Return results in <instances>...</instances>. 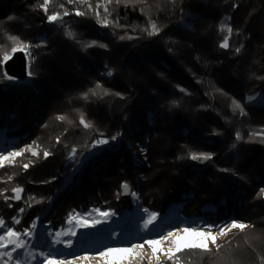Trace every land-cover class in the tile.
I'll return each mask as SVG.
<instances>
[{
	"label": "trees",
	"instance_id": "1",
	"mask_svg": "<svg viewBox=\"0 0 264 264\" xmlns=\"http://www.w3.org/2000/svg\"><path fill=\"white\" fill-rule=\"evenodd\" d=\"M42 3L0 0V50L10 51L9 36H16L31 45L35 58L28 83L4 78L0 64V132L5 130L6 139L15 140V148L33 142L50 153L44 159L30 156L28 161L22 156L18 164L5 168L10 175L0 181V192L14 195L12 189L20 187L22 199L45 202L69 171L65 163L71 149L86 153L96 139L108 137L110 148L85 163L77 184L56 198L43 218L54 240L69 230V213L99 208L131 213V199L121 195L124 183L158 223L173 204L178 207L171 216L176 221L190 220L192 214L208 224L264 216V198L259 194L264 188V141L259 135L249 136L264 130V102L249 99L254 93L264 94V0H86L84 4L50 0L48 14H61L51 23ZM77 9L86 14L75 15ZM64 10L69 15L63 16ZM97 12L101 20L108 16L107 27L97 22ZM150 22L159 27L157 35L148 34ZM222 24L232 29L228 48L219 46L229 35L221 31ZM68 31L80 38H70ZM90 41L97 46L85 48ZM104 67L111 79L105 77ZM98 83L101 89H96ZM233 100L241 103L245 115L233 110ZM81 115L93 128L80 124ZM191 153L210 154L211 159L199 167ZM135 154L144 159L140 167L131 160ZM24 162L29 164L26 170ZM135 167L140 178L154 171L155 180L166 170L169 178L160 194L150 186L151 179L134 182ZM148 195L156 199L150 201ZM206 206L211 209L204 210ZM18 207L21 203L10 212ZM42 208L27 212L19 228H30ZM137 221L133 233L125 231L123 236L130 225L117 223L112 229L115 236L98 240L99 246L139 242L144 230L142 220ZM89 246L96 244L84 248ZM235 247L236 261L226 257L224 264H249L245 255L254 261L259 258L253 250L246 251L247 244L241 254L235 239L217 255L224 258ZM208 252L185 250L176 256L179 264H188Z\"/></svg>",
	"mask_w": 264,
	"mask_h": 264
},
{
	"label": "rangeland",
	"instance_id": "2",
	"mask_svg": "<svg viewBox=\"0 0 264 264\" xmlns=\"http://www.w3.org/2000/svg\"><path fill=\"white\" fill-rule=\"evenodd\" d=\"M77 38H80L79 33H77L76 36L74 37V39ZM39 40L41 42H44L45 37L41 36L39 37ZM29 51L32 54L31 47ZM34 60L35 58H33L32 56L31 58L28 57V72H29L30 62ZM3 63H2V67H3ZM104 69H105L104 70L105 77L111 79L112 73L111 75H109L108 73L110 71L107 70L106 67H104ZM30 80L31 78L29 75V79L22 83H28ZM10 81H16V80H10ZM250 97L252 98L250 100L253 102H264V94L254 93ZM6 137L7 135H5V130L1 131L0 155H6L9 152L18 151L19 149L26 148L27 146H32L34 150L38 151V155L32 156L30 152H25L22 155L24 156L23 158L24 161H28L30 156L37 159L41 157L43 159L45 158L43 155L44 151L40 149L42 147H40L36 143L28 142L18 148H15L13 146L15 140L10 138L6 139ZM102 138H106V140H108V143L105 144L104 146L101 145V148L103 147L109 149L110 143L108 137H101L96 140ZM118 140H120V137H118ZM94 142L90 150L86 153H84L83 150L76 148L77 153L74 159H70V154H69L68 158L66 159L67 161L65 163L66 166H69V171L66 172V177L62 181L63 183L60 182L61 185L59 184L60 187L57 189L55 194L51 195L45 202L34 204L32 203L30 198L22 199L21 193H20V199L16 200L12 198L14 195L10 193H7L8 195H6L5 192H2L3 195H5L4 196L5 200L4 201L0 200V220L4 221L5 227L0 228V235H3L7 228L9 227L12 228L14 231L20 233L19 238L23 241L24 247L21 249H16L15 251L12 252L13 255L12 260H9V258L5 255H0V264H105V261L101 259L99 256L100 252L105 251L108 248H131L132 245L134 244H143V247L137 249L135 252H128L126 254L114 253L109 259L113 261H119L121 262V264H163V262L167 258L159 250L161 249L167 250L171 246L170 242L166 241L162 244L156 245L158 251L155 255H153L152 249L147 244L143 243L146 239H159L161 236H166L169 231H172L177 233L181 242H189V241L196 242L202 238L195 235H184L182 232H179V230L184 228L207 229L209 226H211V230L213 234H215L216 232H218L220 227L229 224L231 221H233V220H228L226 222L219 224L218 223L208 224L204 219L199 218L194 214H192L190 220L176 221L175 218L173 217H175L176 210L178 209V207L175 206V204H173L170 206L169 210L167 211L168 213L164 214L159 218L160 220H163L161 223L157 222L158 218L155 215V219L152 220L150 223H147L146 226V222L149 220V216L151 215V213L145 211V209L140 206L139 202L141 200V197H138L137 194L132 191V187L128 185L130 189V195L127 198L131 199V204L133 207L131 213L124 211L121 213H116L111 210H105L103 208H99L100 212L110 213V215L101 216L99 215L98 212L93 210L89 212L80 211L75 214H80L83 217V222L86 223L88 227L81 226L76 222L75 219H73L71 225L69 224V230L67 231L64 230V233H62L64 236L63 237L61 236L58 239L54 240V238H52L48 234L47 225L46 223L43 222V218L46 216L47 213H49L50 209H53L51 208V206L53 205L56 198L60 197L64 191H67L71 187V185L77 184L80 178L79 176L82 177L84 173L85 163L89 162V160L94 154L99 153L98 151H96L95 146H93ZM37 146L39 147L37 148ZM22 156L16 157L14 162L11 160L3 161L4 166L0 167V181L8 180V176L10 174L4 172L5 168H9V167L11 168L16 164H18L17 161H19V158L20 157L22 158ZM131 160L135 166H139V167L143 165V161H144V159L141 156H138L137 154H135ZM24 163L26 164V162ZM181 166L184 167L183 164ZM155 169L157 171H160L157 168ZM164 171L165 173L162 172L159 178L156 177V180L155 178L152 179V174L154 176V171L152 170L146 172L143 178H140V175L138 174L136 167H135V171H132L131 173L132 174L135 173L137 175L135 178L136 180L134 182H140V184H143L145 183V181L151 179L150 186L153 187L154 191H156L155 193H157L158 195L163 190L166 181L169 178L168 177L169 174L166 173L165 169ZM232 178L236 180L235 177ZM137 184L139 185V183H136V185ZM262 190H264L263 187ZM262 190L260 189L259 194H261L262 197L264 198V192H262ZM132 193H135V195H132ZM143 194H142V203L144 202V198H146V196H144ZM121 195H122V188H121ZM148 198H150L149 195ZM155 199H156L155 197H152L150 198V201ZM18 203H21L22 207H18L17 209H15L16 210L15 213H11L10 209L18 206ZM152 205L154 208H157V204L154 205L153 203ZM40 207H43L40 211L41 213L39 212L40 214L34 217L32 221L33 222L32 226L26 230L20 229L19 224L25 223V220H23L24 215L29 211H34L36 213V211L39 210L35 211V209ZM21 209H23V211H20ZM203 209L208 210L211 208L206 206ZM4 214H6V216H4ZM9 214H11L12 216L8 217ZM260 217L261 218H257L255 221L235 220L237 222L245 223L249 225L251 228L247 227L243 231H240L239 229H232L231 231L227 232V235L217 236L215 243L208 241L207 242L208 251H209L208 254L198 255L195 257L196 260L194 262H189L188 264H199L202 262V260L210 264H224L225 262L228 261L225 260L226 257L227 259L232 258L230 259L231 262L236 261L235 256L238 254V252H236L237 251L236 247L235 249L225 254L226 256L224 258L217 255V253L219 252L218 251L219 248L222 249L224 244L226 245L228 242L232 241L233 239H235V242L241 247L242 249L241 254L245 252L244 246L247 244L246 251L253 250V252L256 253V256H259L258 259H260L261 262H259L258 259L254 261L251 255L250 257L249 255H245V257L247 258V262L249 264H264V232L263 230H260V229H264L263 228L264 216L263 217L260 216ZM17 220L19 221L18 223L16 222ZM137 220H142L141 221L142 224H140L142 226L141 229L144 230V235L142 240H140L139 242H134L128 245H121V246L118 245L99 246L100 243L97 242L98 240L105 239L107 235L115 236V232L112 233V229L114 231L116 230L117 223L119 224L129 223L130 225L128 229H124L122 231L123 233L122 236H123L125 231H128L129 234L133 233V227L137 226L139 223V221ZM259 223L261 225L263 224L260 229L258 228ZM252 226L254 227L252 228ZM30 229L31 232L29 235L27 236L23 235L24 232ZM70 232H74L75 234L71 235L69 234ZM57 240H59V243L56 242ZM240 243L242 245H240ZM89 244H96V246H89L88 248H84V245H89ZM13 248L14 245H9L7 249H0V252L12 251ZM77 257H88V259L79 260L77 259ZM183 264H187V263H183Z\"/></svg>",
	"mask_w": 264,
	"mask_h": 264
},
{
	"label": "snow or ice",
	"instance_id": "3",
	"mask_svg": "<svg viewBox=\"0 0 264 264\" xmlns=\"http://www.w3.org/2000/svg\"><path fill=\"white\" fill-rule=\"evenodd\" d=\"M120 0H117V3H119ZM68 3L70 4H84L86 3V0H68ZM107 3H111V0H107ZM49 6H50V0H43V3L40 5V7L42 8V10L46 13L47 15V20L48 22H55L57 20L61 19V14L59 12H52V14H48V10H49ZM97 7H100V5L98 4ZM89 8H91V5H89ZM108 9L107 7H105V12L107 13ZM86 13L84 11H81L79 9H77L75 11V15L77 16H83ZM69 15V11L68 10H64L63 11V16H67ZM96 17H97V22L98 23H102L103 26L107 27L110 23L108 16L105 15L103 17V19L101 20L100 18V14L99 12L95 13ZM150 31H149V35H157L160 31L159 27L157 26V24L155 22H150ZM226 30L228 32V36L224 37L223 42L219 45L221 48H228L229 47V36L232 33V29L231 27H227L225 29V26L222 24L221 25V31ZM70 38H74L75 34L72 33L71 31H68L66 33ZM123 38V37H122ZM9 40L12 43V47L11 50H0V55H2V61H0V64H2V62H7L8 60L11 59L12 54L16 53V52H24L26 56H28L29 58H31L32 54L29 51L31 45L21 41L18 37L16 36H9ZM38 46V45H37ZM93 46H97L96 41H90L88 43H86L84 45L85 48H89V47H93ZM99 47H106L105 45L101 44L98 45ZM240 48L235 49V51L237 53L240 52ZM33 73L29 72V75H32ZM109 75H111V72L108 73ZM4 78L12 80L14 79V77L8 75L6 72L4 73ZM262 79H264V77H262ZM102 86L98 83L96 85V89H101ZM92 95L96 94V90H90ZM181 91H184V89H181ZM108 93L105 91L104 95H107ZM249 99H252L251 97ZM232 106H233V110L236 111L238 110L240 112L241 115H245V111L243 106L241 105L240 102L233 100L232 101ZM58 119H63V117H58ZM80 124L85 128V129H91L93 128V125L89 122L86 121V119L84 118L83 115H81L80 118ZM261 136L262 141H264V130H261L260 133H256V132H252L249 133L250 137H255V136ZM113 140L116 139L115 136L112 137ZM237 139H241V136L239 133H237ZM59 142V138L58 141ZM108 140L106 139H99L96 140L94 142L93 146H97V145H101V144H107ZM39 146H37L38 148ZM25 152H30L32 156H37L38 155V151L34 150L32 146H27L26 148L23 149H19L18 151H12L7 153L6 155H0V167H3V161L5 160H11V161H15L16 157L22 156L23 153ZM77 153V149L75 147H73L71 149V153H70V159H74L75 155ZM44 157L46 158L47 156L50 155V153L45 150L43 152ZM190 158L192 160H208L211 159V155L210 154H205V153H191L190 154ZM24 169L26 170L29 167V164H24L23 165ZM9 179H11V177H9ZM128 184L124 183L121 185V188L123 190H128ZM23 191L22 188L20 187H16L12 189V192L14 193V196L12 197L13 199L19 200L20 199V193ZM262 192H264V190H262ZM0 195H3L2 192H0ZM132 195H135V193H132ZM7 199V197H6ZM20 211H23V209H21ZM94 211L98 212L99 215L101 216H107L110 215V213L107 212H100L99 209H95ZM147 211V210H145ZM73 219L76 220V222L78 224H80L83 227H88V225L86 223L83 222V217L80 214H73V213H69V217H68V223L71 225ZM155 219V214H151L149 216V220L146 222V226L147 223H150L152 220ZM17 223L19 222L18 220L16 221ZM4 221L0 220V228H4ZM34 227V226H33ZM250 227L249 225L245 224V223H241V222H237L235 220L231 221L229 224H226L222 227L219 228L218 232H216L215 234H213L212 230H211V226H209L207 229H197V228H184V229H180L179 232H182L184 235H195V236H199L202 239L196 241V242H181V240L179 239L177 233L169 231L167 233L166 236H161L159 239H146L143 243L147 244L153 252V255H155L158 251V249L156 248V245L158 244H162L166 241L170 242V247L167 250H159L161 251V253L169 260L172 261V264H179V257L176 256L177 253H181L184 252L185 250H200L202 252H207L208 251V241H211L212 243H215L216 237L217 236H224L227 235L228 231H231L232 229H239L240 231H243L245 228ZM31 232V229L24 232L23 235L27 236L29 235ZM69 234L74 235V232H70ZM60 233H57V236H59ZM20 237V233H18L17 231H14L12 228H7L5 233L3 235H0V249H7L9 247V245H14V248L12 249V251H5V252H0V255H5L9 258V260L13 259V255L12 252L15 251L16 249H21L24 247V243L23 241L19 238ZM57 243H59V240L56 241ZM143 244H134L132 245L131 248H108L105 251H102L99 253V256L101 259H103L105 261V264H121V262L119 261H113L110 260L109 258L114 254V253H123L126 254L128 252H135L137 249L142 248ZM77 259L79 260H85L88 259V257H77Z\"/></svg>",
	"mask_w": 264,
	"mask_h": 264
},
{
	"label": "water",
	"instance_id": "4",
	"mask_svg": "<svg viewBox=\"0 0 264 264\" xmlns=\"http://www.w3.org/2000/svg\"><path fill=\"white\" fill-rule=\"evenodd\" d=\"M4 73L6 72L8 75L14 77L12 80H16L19 82H24L29 79L28 72V56L25 55L24 52H16L12 54V57L7 62L3 63ZM207 160H196V164L199 167L205 166ZM130 189L128 190L122 189V196L124 198L129 197Z\"/></svg>",
	"mask_w": 264,
	"mask_h": 264
},
{
	"label": "built area",
	"instance_id": "5",
	"mask_svg": "<svg viewBox=\"0 0 264 264\" xmlns=\"http://www.w3.org/2000/svg\"><path fill=\"white\" fill-rule=\"evenodd\" d=\"M102 139H106V138H102ZM101 145L104 146L105 144H101ZM101 145L95 146L96 151H98V152H101L102 151L103 147L101 148Z\"/></svg>",
	"mask_w": 264,
	"mask_h": 264
}]
</instances>
